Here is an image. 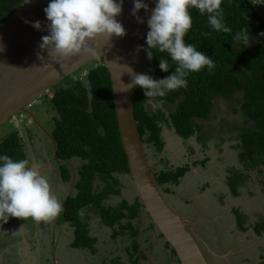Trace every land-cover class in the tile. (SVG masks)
<instances>
[{
  "label": "trees",
  "instance_id": "obj_1",
  "mask_svg": "<svg viewBox=\"0 0 264 264\" xmlns=\"http://www.w3.org/2000/svg\"><path fill=\"white\" fill-rule=\"evenodd\" d=\"M21 1L0 0V24ZM260 1L264 7V0ZM254 6L258 10L255 2L252 5L249 0H223V22L231 29L227 33L214 31L208 25L206 15L201 16L194 8L190 9L193 23L184 38L185 42L192 43L197 50L210 56L215 68L209 71L205 67L199 72L190 73L186 88L172 91L164 97L152 98L154 101L175 104V109L169 114L160 108L153 109L149 98L138 87L134 97V114L147 152L156 155L162 150L164 125L174 128L175 133L185 140L193 136L201 138L204 135L201 132L203 122L208 121L218 101L230 99L234 93H239L243 110L247 113L245 126L248 130L244 133L246 139L237 143L239 150L243 147L239 159L245 171L254 165L264 164V158H258L264 153V147L256 146L258 139L264 143V19ZM241 29L249 32L247 45L235 39ZM145 39L146 35L142 43L147 50ZM149 52L153 55L148 61L150 76L161 79L174 72L177 65L166 52L157 49H149ZM159 58L168 61V72L159 69ZM96 61L97 65L83 67L65 77L41 98L55 113L52 136L56 142V157L67 161L77 157L83 161L77 171L76 193L62 201L60 216L61 220L75 228L74 245L91 248L95 239L90 235V216L87 212L91 209L101 212L102 223L115 227L114 236L120 235L131 241L134 251L131 256H134L139 246L136 219L141 204H130L125 199L114 206L107 203L111 196L120 194L122 184L118 175L129 174V167L118 130L110 74L101 58ZM83 71H86V75L80 80ZM247 139H251L252 144H248ZM200 141L207 143L208 138ZM254 145L262 151L254 150ZM2 154L15 160L30 161L17 131L10 132L0 141ZM63 167L68 169L66 165ZM184 172V168H178L155 171L154 174L157 182L163 185L177 183ZM69 177V173L64 171L63 178L68 180ZM100 209L106 212L102 213Z\"/></svg>",
  "mask_w": 264,
  "mask_h": 264
},
{
  "label": "crops",
  "instance_id": "obj_2",
  "mask_svg": "<svg viewBox=\"0 0 264 264\" xmlns=\"http://www.w3.org/2000/svg\"><path fill=\"white\" fill-rule=\"evenodd\" d=\"M176 136L177 143L168 144L162 133L164 153L149 156L154 172L185 169L177 183L162 185L172 207L194 227L217 264H264V228L257 227L264 217V164L254 165L244 173L235 139L225 138L226 148L220 150L211 141L205 145L197 137L185 140ZM211 149L226 155L235 153L225 159L215 157ZM29 162L37 164L33 158ZM50 186L58 197V189ZM258 206L262 207L261 219ZM89 223L90 235L97 239L91 248L74 245L75 228L58 217L34 221L33 235L29 221L10 217L4 224L8 234H15L17 239L0 249L1 258L10 257L14 264H127L131 241L122 236L118 240L110 238L106 234L108 226L98 219H90ZM145 240L148 245L163 248L164 241L154 234L143 240L138 237V251Z\"/></svg>",
  "mask_w": 264,
  "mask_h": 264
},
{
  "label": "water",
  "instance_id": "obj_3",
  "mask_svg": "<svg viewBox=\"0 0 264 264\" xmlns=\"http://www.w3.org/2000/svg\"><path fill=\"white\" fill-rule=\"evenodd\" d=\"M249 1L254 5L253 0ZM144 2L147 10L141 9L133 16V0H123L122 12L116 19L123 24L126 35L109 40L98 36L89 40L92 52L82 50L62 57L51 48L48 51L40 47L42 37L49 35L44 12L49 0H22L0 24V125L21 115L30 117L46 132L37 122L34 111L25 106L83 65L101 58L110 74L118 130L137 201L173 250L179 264H211L205 243L190 222L170 205L162 185L155 179L134 114V97L139 86L126 90L135 74L145 73L149 61L142 38L149 31L147 20L155 0ZM254 8L264 19V14ZM137 17L142 22H138ZM25 21H40L41 29L36 30ZM46 134L56 149L54 137Z\"/></svg>",
  "mask_w": 264,
  "mask_h": 264
},
{
  "label": "clouds",
  "instance_id": "obj_4",
  "mask_svg": "<svg viewBox=\"0 0 264 264\" xmlns=\"http://www.w3.org/2000/svg\"><path fill=\"white\" fill-rule=\"evenodd\" d=\"M223 0H155V7L147 20L149 31L145 44L148 58L153 57L149 49L166 52L176 63L174 72L155 79L147 73L135 74L132 86H139L145 97H164L172 91L186 88L187 76L205 67L211 71L215 63L210 56L197 50L192 43L185 42V36L192 27L191 6L201 16H207V23L214 31L225 33L231 29L223 22ZM132 15L141 9L147 10L144 0H133ZM123 0H49L44 8L49 35L42 37L41 49L51 48L59 56L68 57L92 52L89 40L105 36L126 35L123 24L116 19L122 12ZM138 22H142L137 17ZM36 30L41 29L40 21H25ZM235 39L243 45L249 43V32L241 29ZM159 69L168 72V61L159 58ZM40 98V97H38ZM34 101V100H33ZM63 211L60 199L53 193L47 176L38 164H30L28 159L15 160L7 154L0 155V220L10 217L36 222L48 221Z\"/></svg>",
  "mask_w": 264,
  "mask_h": 264
},
{
  "label": "rangeland",
  "instance_id": "obj_5",
  "mask_svg": "<svg viewBox=\"0 0 264 264\" xmlns=\"http://www.w3.org/2000/svg\"><path fill=\"white\" fill-rule=\"evenodd\" d=\"M253 1L255 2V5L258 6V11L261 12L262 14H264V7L262 6L261 1L260 0H253ZM91 65H93V66L97 65V61L96 60L90 61L87 64L83 65L80 69H82L83 67H89ZM80 69L77 71H80ZM145 73L150 75V67L148 65L146 67ZM83 79H81V80H83ZM42 95L44 96V93ZM42 95L40 96V98H37L38 101L33 104V106L31 107V110L41 113V112H43L44 108H48V106L46 105L47 102L46 101L42 102V99H41L43 97ZM40 100H41V102H40ZM149 103L153 109L160 108L164 112H166L167 114H169L170 112H172L175 109V104H169V103H163L160 101H154L153 99L149 100ZM217 104L218 105L216 106L215 111L208 116V119H207L208 121H205V123L203 122L201 132L204 133V135H201V138H199V137L198 138H199V141H200V139H203V138L207 139L208 138V142L211 141L213 144L217 143L219 146V149L221 150V148H223V149L226 148V146L223 145L224 141H226L225 138L226 139H235L236 143H241L242 140L244 141L246 139V137H244V135H245L244 133H246L248 131V130H246V126H245V122L247 121V113L244 112V110H243L242 98H241V94H239V93H234L232 95V97H230V99H227V100L221 99L218 101ZM50 113H52V111H50ZM16 117L19 118L18 116H16ZM30 120H31L30 117H27V118L22 117V120H19V119L13 120V118H11V119H9V121H6L2 125H0V141L10 132L17 131L23 140L24 149L27 152V155L29 156V158H33L36 161V163L41 166L40 168L46 169V170H48L47 172H49L50 166H52V164H53L52 158L50 155L45 154L46 151L43 150V148H42V145L44 143H40L42 140L38 139L39 135L37 134V132L35 130L36 127H34L33 123H31ZM38 123L42 124L43 127L50 128L49 122L48 121L45 122L42 118L39 119ZM204 124H206V125H204ZM41 131L43 132L42 129L38 130V133L41 136H43V133ZM253 135L254 134H252V137H253ZM163 137H164V139H166L168 144H176L177 143V136L175 134V129L172 128L171 126L168 127V126L164 125ZM228 137H230V138H228ZM257 142L258 143L256 144V146H263L264 147V143L261 140L258 139ZM203 143L207 144L206 142H203ZM220 143H222V144H220ZM247 143L252 144L251 139H247ZM254 148H255L254 150H256L257 152L262 151L261 148L255 147V145H254ZM211 150L213 151L215 157L216 156H222L225 159H227V157H230L235 153L234 151H231L228 153L231 155H226L223 152H219L217 149H214V150L211 149ZM161 151H162L161 154H163L164 153L163 149ZM254 157H256V155ZM258 158H264V153H261L260 155H258ZM149 160L151 161L152 159H149ZM246 171L244 170L243 172L247 173ZM42 174L47 176V178L49 176V173H42ZM235 174H233V176H236ZM118 177H119L120 182L122 184V187L120 188L121 193L123 194L122 196L125 197L129 203H132L135 200L134 199L135 192L133 190L132 181H131L129 174H119ZM243 178H244V176H243ZM48 180H49L50 185H51V182H52V184H54L52 177H51V179L48 178ZM67 185H68V183L64 182L63 186L60 187L61 188L60 192L63 193V196L65 195L64 192L68 189V188H66ZM103 185L104 184L102 183V186ZM57 198L61 199V197H57ZM120 200L121 199L119 196H111L108 199L107 203L114 206ZM257 210H258V214L260 216L259 219H261L262 214H263L262 207L258 206ZM101 211H102V213L106 212V210H101ZM90 214H91L92 218L98 219L102 223L103 218H101L102 217L101 212H98L97 210H93L90 212ZM109 216H111V215H109ZM12 218L16 219V217H12ZM27 221H29V223H30V225H29L30 226L29 227L30 233L33 235L32 223H34V220L29 218ZM60 221L64 222L61 219H60ZM0 224L1 225L4 224V221L0 220ZM257 227H260L261 229L264 228V217H263V219H261L260 223L258 222ZM114 231H115V227L114 228L108 227V229H106V234L111 235L109 237L112 239H115L117 237L120 238V235H118V236L116 235L115 237L113 236ZM118 238H117V240H118ZM15 239H17V236L15 234H8L7 227L5 226V224H4V226H0V249H2L4 245H6L7 243H9L11 241H14ZM95 241H97V239H95ZM5 249H7V248H5ZM2 250H4V249H2ZM133 253H134V251H132V250L128 251L129 255H132ZM137 253H138V249H137ZM0 254H1V252H0ZM1 256L2 255H0V264L1 263L2 264H14L11 261L10 257L5 258L3 260L1 258ZM3 261H4V263H3ZM213 264H217L216 261L213 262Z\"/></svg>",
  "mask_w": 264,
  "mask_h": 264
},
{
  "label": "flooded vegetation",
  "instance_id": "obj_6",
  "mask_svg": "<svg viewBox=\"0 0 264 264\" xmlns=\"http://www.w3.org/2000/svg\"><path fill=\"white\" fill-rule=\"evenodd\" d=\"M37 101H38V99H35L33 101V104L36 103ZM160 102H163V101H160ZM163 103H165V102H163ZM33 104H32V106H33ZM50 111H52V113H50ZM34 113H35V118H36V120L38 122H39V119H41V118L45 122L46 121L49 122L50 128L43 127L42 124H40V123L39 124L44 128V130L47 133L52 135V129H53L54 117H55V113L53 112V110L48 106V108H44L43 112L40 113V112L34 111ZM17 119L21 120L20 118H17V117L13 118V120H17ZM30 121H31V123H33L34 127H36L35 130H36L37 134L39 135L38 139L42 140L40 143H44L42 145V148H43V150L46 151L45 154L46 155H50L51 158H52V163L53 164H52V166H50V171L47 172L48 170H46V169H41V171H43L42 173H49L48 177H52V179L54 178L53 179V183L54 184H52V182H51V184L55 185V187L58 189L57 190V192L59 194L58 197H61L60 200L62 202L68 196L75 195V193H76L75 183H76V181L78 179L77 171H78V168L80 167V165L82 164L83 161L80 158H77V157H73V158H71L68 161L67 160L58 159L56 157V149L54 148V146L52 144V141L50 140L49 136L44 131L43 132L41 131L43 133V136H41L38 133V130H41L42 128L40 129L39 128L40 126H37V124L34 122V120L31 119ZM193 137H195V136H193ZM152 154H153V152L152 153L151 152H147L148 160H149V156L152 155ZM63 165H66L68 169H65L63 167ZM64 171H67V173H69V175H70L68 180H65L63 178V172ZM64 182L68 183V185L66 187L68 189L64 192L65 195L63 196V193L60 192V189H61L60 187L63 186ZM122 195L123 194L121 193V189H120V194L118 196L120 197L121 200H123V199L127 200ZM134 199L135 200L132 203L138 202L136 197H134ZM166 199L170 203V205L172 206V202L168 198H166ZM132 203H130V204H132ZM91 211H93V210L92 209L88 210L87 215L90 216L91 217L90 219L93 221L95 219L92 218V216L90 214ZM57 217L61 219L60 214ZM136 222H137V226H138V235L137 236L139 237V239L143 240L144 237H147L149 235L157 234L158 237L164 241V244H163V248L164 249L159 247L156 244H149L148 245L147 241L145 240V242H143L142 249L140 251H138V253L136 252V254H135L136 256L135 255L134 256H131V255L129 256L127 264H132L133 262H135L136 264H151V263L152 264H179V262H178V260H177V258L175 256L173 250L171 248H169L168 243L164 240V238L161 236L159 231L155 228V226L153 225L152 221L149 219V216L146 213V211L144 210L142 205L138 206ZM138 247H141V246H138ZM164 250H166L169 253H165ZM205 250H206V248H205ZM162 251H164V252H162ZM206 253H207L208 257H209L210 263L213 264L214 260L212 259V257L209 255V253L207 251H206ZM160 257H162L163 260Z\"/></svg>",
  "mask_w": 264,
  "mask_h": 264
},
{
  "label": "built area",
  "instance_id": "obj_7",
  "mask_svg": "<svg viewBox=\"0 0 264 264\" xmlns=\"http://www.w3.org/2000/svg\"><path fill=\"white\" fill-rule=\"evenodd\" d=\"M85 75H86V72L83 71L82 73H80L79 79H80V80L83 79V78L85 77ZM32 104H33V101L29 102L25 107H26L27 109H29V108L31 107ZM18 117L22 120V117H25V116H21V115H19ZM13 118H15V117H13Z\"/></svg>",
  "mask_w": 264,
  "mask_h": 264
}]
</instances>
